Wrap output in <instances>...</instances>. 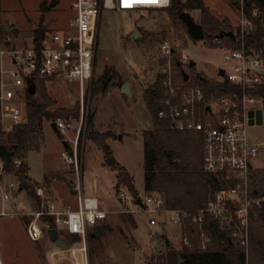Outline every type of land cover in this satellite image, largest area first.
Here are the masks:
<instances>
[{
	"label": "rangeland",
	"instance_id": "1",
	"mask_svg": "<svg viewBox=\"0 0 264 264\" xmlns=\"http://www.w3.org/2000/svg\"><path fill=\"white\" fill-rule=\"evenodd\" d=\"M234 1L242 4L241 0ZM202 2L211 14L224 19L230 26H242L240 7L231 0ZM42 3L46 6L45 11H42ZM71 3L72 0H1L0 19L3 34L0 36V50L9 46L21 47L31 44L34 29L41 16L44 18V38H48L51 33L69 29L74 18ZM188 12L197 22L198 11L194 9ZM134 29L141 34L137 39L133 38ZM145 34L149 35L148 39L141 42L140 39ZM165 41L177 51L186 52L190 61L195 63L196 72L203 71L208 76H217V70L223 67L226 53L220 48L210 47L203 40L192 39L186 31L171 22L165 11L110 8L101 10L91 81L97 79L104 71H109L110 76L113 73V83L106 94L105 89L87 104L85 92L88 85L83 92L80 91L77 81L56 80L45 85L58 106L71 107L78 100L81 105L78 120L62 119L69 124L65 134L52 127L51 121L43 120L39 135L40 148L30 149L26 153L29 184L44 187L46 200L53 203L55 200L54 204L63 208L67 206V198L75 201L76 195L71 192L75 174L64 160L63 153H66V150L63 142L69 149L75 146L77 133L79 129H83L82 118L87 110L95 111V129L98 132L111 133L112 138L107 140V144L115 159L133 176L139 197L148 194L143 190L141 133L150 129L152 123L141 91L154 81L160 66L166 61L159 50L160 43ZM180 52L172 56V66L175 59L179 63ZM261 56L264 62V54ZM2 60L0 58V68L11 67ZM179 64L183 69V65ZM172 69L175 77L177 71L174 67ZM184 70L189 75L188 66ZM5 75L8 78V73ZM115 79L130 81L132 94H121L120 87L114 85ZM5 84L19 87L21 80L8 79ZM19 96L22 99L18 104L22 106L24 97L22 94ZM252 106L263 109L262 124L251 125L248 129L250 141L258 144V156L252 161L254 170L264 168V103L256 101ZM81 148L83 195L94 196L100 209L107 213L104 219L96 223L103 226L101 232L91 243L88 242L89 264H149L155 254L164 250L165 237L168 238L167 244L180 250L183 244L182 232L179 224L170 221L171 214L165 210L158 211L153 206L146 208L131 201L124 203L118 200L121 191L129 200L131 196L125 188H122L119 194L116 193V171L104 164L102 148L83 137ZM78 152L80 154V150ZM50 177L53 178L49 180ZM93 179L96 181L95 190ZM4 193L9 195L6 203L11 214L0 215V264H51V243L47 239L40 242L31 241L25 231L28 216L23 213L35 210V197L19 187L13 172L0 169V211ZM19 203L24 207H16ZM151 219L154 224H150Z\"/></svg>",
	"mask_w": 264,
	"mask_h": 264
},
{
	"label": "built area",
	"instance_id": "2",
	"mask_svg": "<svg viewBox=\"0 0 264 264\" xmlns=\"http://www.w3.org/2000/svg\"><path fill=\"white\" fill-rule=\"evenodd\" d=\"M170 3L171 0H72L74 18L69 29L51 33L39 46H35L32 41L29 45L9 46L0 50L2 61L11 65L7 69L0 68L2 130L7 132L14 124L27 121L25 106L23 108V105H19L22 88L15 85L7 86L6 80L19 79L21 84L24 81L25 85L27 79L36 76L45 78L46 82L77 81L83 92L85 86H89L91 82L94 69L101 10L159 9L169 6ZM240 11L242 26H238L242 33L252 29L253 23L244 16L242 10ZM214 43L226 53L221 68L223 73L216 80H225L240 86L243 90L254 89L264 82V62L260 54L246 51L243 43L237 48L222 46L219 40H215ZM159 50L166 61L158 70L165 92L158 101L157 116L167 119L171 128L175 130L201 133L202 169L216 176L221 186L212 192L205 207L195 211L166 210L163 208V199L157 193H148L140 197L142 207L153 206L158 211H168L171 214L170 221L175 224L180 225L183 218L189 219L197 228L198 245L201 248H204L208 241L202 228L205 217L224 220L232 231L234 240L247 250L249 218L264 199L251 194L249 188V173L253 168L252 161L258 156V144L250 141L248 137L250 126L248 112L256 109L252 104L256 101L262 102V99L246 92L241 96L231 93L206 96L198 85L176 83L172 56L180 50L172 48L166 41L160 43ZM179 63L183 65L182 71L185 72L184 69L190 63V59L183 50L180 52ZM6 119L10 121L7 122ZM82 119L84 121V118ZM54 123L58 132L66 133L69 126L66 121L57 118ZM82 126L84 127L83 122ZM81 130L79 129L77 133L75 146L66 151L67 154L63 153L64 160L75 174L72 189L77 198V207L59 210L53 202L46 200L44 189L35 186L33 192L39 199V204L35 210L23 213L28 216V222L25 224L28 238L35 242L46 238L53 246L49 252L50 258L52 257L51 264H89V229L106 217V212L98 207L94 196L83 195L81 180L83 148L81 141L78 143ZM77 149L80 150V154L77 153ZM20 163L19 159H13V165L18 166ZM0 169L3 170L2 160ZM119 198L124 203L131 201L137 205L136 198L131 196L129 200L123 191L120 192ZM7 199L9 195L4 193L0 215L11 214L7 210ZM16 207L20 209L24 206L19 203ZM154 223L151 219L150 224ZM49 228H56L57 236L69 242L70 247L62 250L51 242L47 232ZM182 242L191 246L187 236H182Z\"/></svg>",
	"mask_w": 264,
	"mask_h": 264
},
{
	"label": "trees",
	"instance_id": "3",
	"mask_svg": "<svg viewBox=\"0 0 264 264\" xmlns=\"http://www.w3.org/2000/svg\"><path fill=\"white\" fill-rule=\"evenodd\" d=\"M231 2L239 5L238 1L231 0ZM239 7L244 16L253 23L252 29L242 33L239 26L234 28L224 19H219L211 14L202 0H171L169 6L159 9L168 14L175 26L186 32V24L179 17V13L196 9L198 11L197 22L204 31L203 41L210 47H217L214 43L215 40H219L222 46L230 48H237L243 43L246 51L263 55L264 0H243L242 6L239 5ZM41 8L42 11L46 10L43 3ZM43 21L44 18L41 16L34 29L33 43L35 46H39L44 40L45 28ZM227 31H233L235 39L226 35ZM222 33L224 34L221 35ZM2 34L0 19V36ZM148 36V34L143 35L140 41L146 42ZM8 44L7 42L6 45ZM191 62H193V65H191ZM173 67L177 71V75L174 77L176 83L198 85L204 90L206 96H220L226 93L241 96L243 92H246L261 98L264 103V82L254 89L243 90L240 86L225 80L210 79L203 73L196 72L193 60L188 64L191 74L189 73L187 80H184L178 60L173 61ZM113 78V73L110 76L109 71H104L97 79H92L85 92L87 94V104H90L93 98L102 94ZM32 82L35 84V93L30 94L27 89L24 92L27 121L14 124L8 132L3 131L0 124V144L5 145L11 154L8 166H3V169L7 172H13L18 179L19 187L26 189L28 192L31 184H29L27 176L26 153L30 149L38 150L40 148L39 135L41 134L43 120L51 122H54L57 118L66 121L69 119L78 120L81 106L79 100L71 107L58 106L57 101L46 90L45 78L36 76L32 78ZM27 83L29 85V82ZM121 83V80L115 79L116 85ZM164 92L165 88L158 74L154 81L146 85L141 92L152 123L150 129L143 130L141 133L143 140V190L146 193L159 194L163 199V208L166 210L184 209L195 211L205 207L209 196L221 186V183H219L216 176L202 169L203 138L201 133L175 130L171 128L167 119L157 116L158 101L163 97ZM94 115L95 111H86L83 121L84 127L80 133L78 143H80L83 136L85 140L90 139L101 147L104 164L116 171V193L119 194L121 189L125 188L131 196L138 197L139 193L135 188L133 176L116 161L106 143V139L111 136V133H100L95 129ZM63 145L65 150L69 151V147L65 142H63ZM13 159H19L21 161L20 165H13ZM249 188L251 194L264 198V168L250 170ZM30 194L35 197V202L38 205L39 199L34 192ZM180 226L182 236H187L191 246L182 244V248L177 250L171 244H166L164 250L155 254L149 264H264V199L261 206L256 207L249 218L248 251L234 240L232 231L224 220H218L210 216L205 217L202 228L208 241L204 248L198 245L199 238L195 224L189 219L183 218ZM102 227L101 225H94L90 229L88 233L89 243L101 232Z\"/></svg>",
	"mask_w": 264,
	"mask_h": 264
},
{
	"label": "water",
	"instance_id": "4",
	"mask_svg": "<svg viewBox=\"0 0 264 264\" xmlns=\"http://www.w3.org/2000/svg\"><path fill=\"white\" fill-rule=\"evenodd\" d=\"M174 3V1H172ZM179 17L185 22L186 27H187V33L192 39H199L203 40L204 39V31L199 23H197L192 16L190 15L189 12L182 11L179 13ZM222 33L221 35H223ZM226 35L230 36L232 39H235V34L233 31H227L225 33ZM141 36V34L138 32L137 29H134V34L133 38L137 39ZM191 65H193V62H191ZM223 73V70H220V75ZM184 80H187L188 74L184 71H182ZM29 86L27 87V92L30 94H33L35 92V84L32 82V79H29ZM113 80L109 82L107 85V88L105 90V94L107 92V89L112 85ZM120 91L122 94L125 95H131V90H130V85L128 81L122 82L120 85ZM263 122V109L262 108H256L254 110H249L248 112V124L249 125H261ZM53 127H55V123L52 122L51 124ZM0 159L4 162V166H8V163L10 162L11 159V154L7 150L6 146L3 144H0ZM51 179V177L49 178ZM33 191V187L31 186L29 188V193ZM135 202L142 206V202L140 200V197H136ZM48 236L49 240L53 242L58 248L65 250L68 247H70V243L66 242L64 238L58 237L56 233V228H49L48 229ZM165 244L168 243V238L165 237ZM180 261V259H179Z\"/></svg>",
	"mask_w": 264,
	"mask_h": 264
},
{
	"label": "crops",
	"instance_id": "5",
	"mask_svg": "<svg viewBox=\"0 0 264 264\" xmlns=\"http://www.w3.org/2000/svg\"><path fill=\"white\" fill-rule=\"evenodd\" d=\"M94 65H95V60H94ZM220 70L221 69H219V70H217V76H208L206 73H204L203 71H200V72H203L208 78H210V79H217L218 77H219V75H220ZM198 71V70H197ZM29 80V79H28ZM28 80H26V85L24 84V81H23V84H21L20 86H19V88H22V91H23V93H22V97H24V92H25V89H27V87L29 86V85H27L28 83L27 82H29ZM47 83H52L51 81H48V82H46V84ZM130 81H129V85H130ZM114 85H116V84H114ZM118 87H120V84H118L117 85ZM132 88H131V86H130V90H131ZM81 91V90H80ZM142 92V91H141ZM122 94V93H121ZM131 94H132V91H131ZM20 99H22V98H20ZM23 103H24V98H23ZM23 108H24V104H23V106H22ZM94 120H95V115H94ZM51 124H52V122H51ZM52 126V125H51ZM53 127V126H52ZM55 128V127H54ZM56 129V128H55ZM8 132V131H7ZM109 138H112V135L111 136H109L107 139H106V143H107V140L109 139ZM121 138V137H120ZM109 146V145H108ZM110 147V146H109ZM111 149V148H110ZM112 151V150H111ZM113 155V154H112ZM115 158V157H114ZM1 160V159H0ZM117 161V160H116ZM118 162V161H117ZM119 163V162H118ZM3 166H4V162H3ZM82 166H83V154H82ZM123 166V165H122ZM4 170V169H3ZM127 170V169H126ZM28 172V171H27ZM70 172V171H69ZM71 174V173H70ZM28 175V174H27ZM51 178H53V177H51ZM49 180H51V179H49ZM50 182V181H49ZM49 185H50V183H49ZM39 186V185H38ZM93 186H94V190H95V188H96V181H95V179H93ZM33 188L35 187V185H33L32 186ZM42 188H44V187H42ZM136 188V187H135ZM136 190L139 192V190L136 188ZM33 192V191H32ZM71 192H72V194L75 196V192H73L72 190H71ZM36 196V195H35ZM37 197V196H36ZM67 200V206L66 207H59L58 205H55L56 206V208L57 209H59V210H66L67 208H70V209H74V208H76L77 207V198H75V201H71L69 198H67L66 199ZM118 200H120V198H118ZM33 201H34V205L35 206H37V204H36V202H35V198L33 199ZM54 201V203H55V200H53ZM98 202V201H97ZM2 205H3V202H1V207H2ZM33 207V206H32ZM98 207H99V204H98ZM100 208V207H99ZM102 210V209H101ZM106 215H107V213H106ZM178 227H179V229H180V231H181V226L180 225H178ZM92 228V227H91ZM90 228V229H91ZM90 229H89V231H90Z\"/></svg>",
	"mask_w": 264,
	"mask_h": 264
},
{
	"label": "flooded vegetation",
	"instance_id": "6",
	"mask_svg": "<svg viewBox=\"0 0 264 264\" xmlns=\"http://www.w3.org/2000/svg\"><path fill=\"white\" fill-rule=\"evenodd\" d=\"M251 126V125H250Z\"/></svg>",
	"mask_w": 264,
	"mask_h": 264
}]
</instances>
